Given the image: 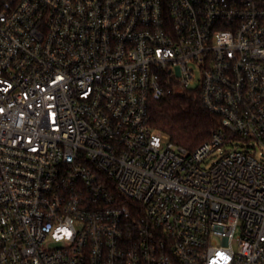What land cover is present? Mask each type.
<instances>
[{
	"label": "built area",
	"instance_id": "1",
	"mask_svg": "<svg viewBox=\"0 0 264 264\" xmlns=\"http://www.w3.org/2000/svg\"><path fill=\"white\" fill-rule=\"evenodd\" d=\"M0 264H264V0H0Z\"/></svg>",
	"mask_w": 264,
	"mask_h": 264
},
{
	"label": "trees",
	"instance_id": "2",
	"mask_svg": "<svg viewBox=\"0 0 264 264\" xmlns=\"http://www.w3.org/2000/svg\"><path fill=\"white\" fill-rule=\"evenodd\" d=\"M152 126L189 150L209 140L220 124V117L204 105L198 89L173 92L153 101Z\"/></svg>",
	"mask_w": 264,
	"mask_h": 264
},
{
	"label": "rangeland",
	"instance_id": "3",
	"mask_svg": "<svg viewBox=\"0 0 264 264\" xmlns=\"http://www.w3.org/2000/svg\"><path fill=\"white\" fill-rule=\"evenodd\" d=\"M196 78L198 79L201 76V72L199 70H196L195 74ZM198 84V83H197Z\"/></svg>",
	"mask_w": 264,
	"mask_h": 264
}]
</instances>
